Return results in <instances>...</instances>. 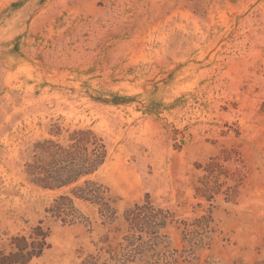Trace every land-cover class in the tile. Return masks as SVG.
Returning <instances> with one entry per match:
<instances>
[{
	"label": "rangeland",
	"instance_id": "1",
	"mask_svg": "<svg viewBox=\"0 0 264 264\" xmlns=\"http://www.w3.org/2000/svg\"><path fill=\"white\" fill-rule=\"evenodd\" d=\"M81 130L99 171L34 183L36 144ZM0 264H264V0H0Z\"/></svg>",
	"mask_w": 264,
	"mask_h": 264
},
{
	"label": "trees",
	"instance_id": "2",
	"mask_svg": "<svg viewBox=\"0 0 264 264\" xmlns=\"http://www.w3.org/2000/svg\"><path fill=\"white\" fill-rule=\"evenodd\" d=\"M69 147L61 146L52 140H45L36 144L40 149L35 161L29 165L32 181L48 189H57L77 183L84 177L95 174L106 163L108 151L102 140L98 139L90 130L76 132ZM106 189L98 182L86 179L73 194L81 200L100 205L103 216L112 220L115 211L106 200ZM53 216L61 217L64 223H75L79 211L70 195H62L55 200L48 210ZM156 211L148 206H139L129 211L127 220L132 223V229L141 231L140 226L149 225V221L156 218ZM37 238L42 237L46 245V237L42 228L38 227Z\"/></svg>",
	"mask_w": 264,
	"mask_h": 264
}]
</instances>
